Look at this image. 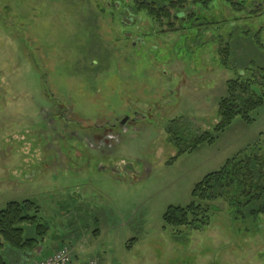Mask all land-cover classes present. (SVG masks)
Returning a JSON list of instances; mask_svg holds the SVG:
<instances>
[{
    "label": "rangeland",
    "instance_id": "1",
    "mask_svg": "<svg viewBox=\"0 0 264 264\" xmlns=\"http://www.w3.org/2000/svg\"><path fill=\"white\" fill-rule=\"evenodd\" d=\"M182 1L0 0V210L33 199L42 246L67 244L71 264H264V214L236 219L221 199L203 230L164 221L228 159L264 153V103L214 130L228 80L264 70V0L251 15ZM196 8L202 27L188 18ZM110 131L112 150L89 145ZM206 131L210 142L181 152Z\"/></svg>",
    "mask_w": 264,
    "mask_h": 264
},
{
    "label": "trees",
    "instance_id": "2",
    "mask_svg": "<svg viewBox=\"0 0 264 264\" xmlns=\"http://www.w3.org/2000/svg\"><path fill=\"white\" fill-rule=\"evenodd\" d=\"M254 1V0H253ZM142 2V1H141ZM170 6L179 10L183 1L176 3L169 0ZM218 2V3H217ZM250 0H193L198 8L209 9L214 4L225 6L231 11L246 10ZM141 7L155 19L161 21L163 17L170 18L169 9L162 7L157 9L148 3L142 2ZM251 15V12H248ZM259 10L253 12L254 16ZM181 11L177 17H181ZM196 11L188 16L189 20L195 19L194 25L202 27L204 23L198 21L203 15L198 16ZM206 19V18H204ZM209 23H219L207 22ZM217 53L220 63L224 68H231V47L229 42L221 39ZM237 76L228 80V94L221 98L218 105L219 123L215 125V132L223 131L232 124L238 115L246 121H251L250 113L258 109L264 103V70L257 73L252 68L240 71ZM261 92L262 96L257 94ZM172 132V129L168 131ZM213 135L206 131L197 135L188 149L193 150L204 142H210ZM254 149L244 155H236L226 161L224 166L217 171L207 174L203 180L194 186L192 201L187 206H170L164 215L167 226L174 228V233L181 232L183 226L191 230H203L212 221L214 202L224 200L233 209L236 219L240 217H257L264 214V153ZM248 210V214L244 213ZM39 205L33 199L23 202L10 201L5 208L0 210V264H8L5 260L2 248L10 247L14 251L34 252L47 234V227L43 224L39 215Z\"/></svg>",
    "mask_w": 264,
    "mask_h": 264
},
{
    "label": "crops",
    "instance_id": "3",
    "mask_svg": "<svg viewBox=\"0 0 264 264\" xmlns=\"http://www.w3.org/2000/svg\"><path fill=\"white\" fill-rule=\"evenodd\" d=\"M61 244L56 247L45 250L42 244L34 250L30 251H14L8 246L2 248V253L8 264H34L36 260L52 254Z\"/></svg>",
    "mask_w": 264,
    "mask_h": 264
},
{
    "label": "flooded vegetation",
    "instance_id": "4",
    "mask_svg": "<svg viewBox=\"0 0 264 264\" xmlns=\"http://www.w3.org/2000/svg\"><path fill=\"white\" fill-rule=\"evenodd\" d=\"M126 118V117H125ZM124 118V119H125ZM128 119H127V121H125L124 122V119L123 120H121L119 123H117V122H114L113 123V127H112V129H116L119 125H120V127H124L130 120H135V118H132V117H127ZM67 121H70V120H67ZM72 122V121H71ZM64 126H66V127H64V128H67V127H69V131L72 129V128H74L72 125H71V123H69V122H67V123H65L64 124ZM93 126H95V125H92L91 127L92 128H94ZM97 127V126H96ZM95 127V129H97V130H102V128H100L101 126H98V128H96ZM64 128H63V130H64ZM66 130V129H65ZM89 132H90V130H89ZM114 132V133H113ZM113 132H108V133H106L105 135H103V136H99L98 138H96L97 139V141L94 143V142H92V141H90L89 142V145L91 146V147H95V148H98V149H110V150H112L115 146H116V144H118L119 142H120V139H118V134H116V132L115 131H113ZM61 141H63V140H65V137L63 136V134H62V138L60 139ZM87 144H88V142H87ZM88 145V146H89ZM131 170V168L129 169V170H126V171H130Z\"/></svg>",
    "mask_w": 264,
    "mask_h": 264
},
{
    "label": "built area",
    "instance_id": "5",
    "mask_svg": "<svg viewBox=\"0 0 264 264\" xmlns=\"http://www.w3.org/2000/svg\"><path fill=\"white\" fill-rule=\"evenodd\" d=\"M34 264H71V251L67 244H62L52 254L36 260ZM88 264H98L97 261H89Z\"/></svg>",
    "mask_w": 264,
    "mask_h": 264
},
{
    "label": "water",
    "instance_id": "6",
    "mask_svg": "<svg viewBox=\"0 0 264 264\" xmlns=\"http://www.w3.org/2000/svg\"><path fill=\"white\" fill-rule=\"evenodd\" d=\"M127 119H128V118L126 117V118L124 119V122L127 121Z\"/></svg>",
    "mask_w": 264,
    "mask_h": 264
}]
</instances>
